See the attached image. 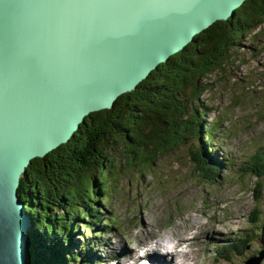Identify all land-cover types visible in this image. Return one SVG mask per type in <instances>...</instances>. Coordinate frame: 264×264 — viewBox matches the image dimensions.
<instances>
[{
  "label": "water",
  "instance_id": "obj_1",
  "mask_svg": "<svg viewBox=\"0 0 264 264\" xmlns=\"http://www.w3.org/2000/svg\"><path fill=\"white\" fill-rule=\"evenodd\" d=\"M245 1L0 0V264H25L17 189L31 161Z\"/></svg>",
  "mask_w": 264,
  "mask_h": 264
},
{
  "label": "trees",
  "instance_id": "obj_2",
  "mask_svg": "<svg viewBox=\"0 0 264 264\" xmlns=\"http://www.w3.org/2000/svg\"><path fill=\"white\" fill-rule=\"evenodd\" d=\"M262 26L264 0L245 1L232 19L196 35L111 109L90 113L66 144L31 161L17 189L30 223L25 264H93L84 253L71 251L76 218L87 229L109 224L99 206L108 204L121 172L151 169L155 159L188 139L198 142L189 152L195 173L209 184L219 178L224 164L209 149L214 150L221 125L204 122L201 98L210 91V76L223 71L240 41ZM114 144H122L117 161L109 154ZM245 172L255 178L256 193L264 179V157L248 162ZM249 224H254L251 218ZM236 242L245 247L247 241L234 238L216 254L235 248Z\"/></svg>",
  "mask_w": 264,
  "mask_h": 264
},
{
  "label": "rangeland",
  "instance_id": "obj_3",
  "mask_svg": "<svg viewBox=\"0 0 264 264\" xmlns=\"http://www.w3.org/2000/svg\"><path fill=\"white\" fill-rule=\"evenodd\" d=\"M232 53L224 70L210 76V91L201 98L204 122L221 125L214 150L209 149L224 164L219 178L209 184L195 173L189 158L195 139L155 159L152 170L124 169L108 204L99 206L109 224L87 229L74 219L72 252L84 253L93 264H149L142 254L144 240L183 236L180 249L190 255L184 264H244L264 251V179L254 193L256 180L245 172L248 162L264 157V26ZM121 151L122 144H114L109 154L117 161ZM238 237L247 241L245 247L236 242L215 255Z\"/></svg>",
  "mask_w": 264,
  "mask_h": 264
},
{
  "label": "bare ground",
  "instance_id": "obj_4",
  "mask_svg": "<svg viewBox=\"0 0 264 264\" xmlns=\"http://www.w3.org/2000/svg\"><path fill=\"white\" fill-rule=\"evenodd\" d=\"M190 230L191 229H189L188 233L185 235H190L191 234ZM176 239H177L176 241H173L171 239H167L166 241L165 240L163 241L162 238L156 239L155 243L152 242V244L154 245L150 244L151 246L148 245V241L144 240L143 246H145L144 247L145 250L143 251V255L146 262L148 261L149 264H172L174 262L173 260L177 261L179 264H184L186 262H189L190 261L189 253L182 252L180 249L181 243L184 242L186 239L184 238V236L178 237ZM168 249L170 250V253L168 252ZM125 257L127 259L130 258L127 255Z\"/></svg>",
  "mask_w": 264,
  "mask_h": 264
}]
</instances>
